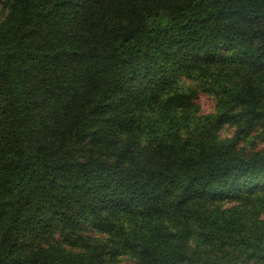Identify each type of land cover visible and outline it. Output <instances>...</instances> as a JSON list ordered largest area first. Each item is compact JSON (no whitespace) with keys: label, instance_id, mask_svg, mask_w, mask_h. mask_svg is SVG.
I'll list each match as a JSON object with an SVG mask.
<instances>
[{"label":"trees","instance_id":"1","mask_svg":"<svg viewBox=\"0 0 264 264\" xmlns=\"http://www.w3.org/2000/svg\"><path fill=\"white\" fill-rule=\"evenodd\" d=\"M263 139L264 0H0V264H264Z\"/></svg>","mask_w":264,"mask_h":264},{"label":"rangeland","instance_id":"2","mask_svg":"<svg viewBox=\"0 0 264 264\" xmlns=\"http://www.w3.org/2000/svg\"><path fill=\"white\" fill-rule=\"evenodd\" d=\"M199 103H200L201 111L203 114H209V113H212L214 111L215 102H214L212 97L207 96V95H201ZM232 133H233V130L225 129L222 132V135H223V137H231ZM257 149L258 150H264V139L259 140L257 142ZM122 264H130V262L125 261Z\"/></svg>","mask_w":264,"mask_h":264}]
</instances>
